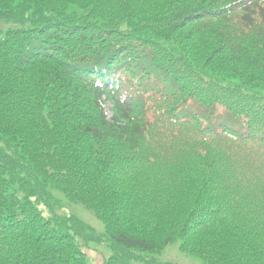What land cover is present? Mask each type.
I'll use <instances>...</instances> for the list:
<instances>
[{"label":"trees","instance_id":"trees-1","mask_svg":"<svg viewBox=\"0 0 264 264\" xmlns=\"http://www.w3.org/2000/svg\"><path fill=\"white\" fill-rule=\"evenodd\" d=\"M0 21L22 25L0 30V264H88L89 242L178 264L177 240L264 264V0H0Z\"/></svg>","mask_w":264,"mask_h":264},{"label":"rangeland","instance_id":"rangeland-1","mask_svg":"<svg viewBox=\"0 0 264 264\" xmlns=\"http://www.w3.org/2000/svg\"><path fill=\"white\" fill-rule=\"evenodd\" d=\"M21 24L12 22H1L0 30L6 31L9 28L21 27ZM107 114L110 117L112 115L109 108H107ZM54 195L61 200L63 204L64 211L68 214L75 215L83 220L85 223L93 227L97 232H103L104 226L99 218L96 217L95 213L82 204L71 203L66 197L58 190L53 191ZM81 241V239H79ZM180 240L170 243L166 249L157 255V258L164 261H173L178 264H203L202 261L194 256L188 255L180 250ZM88 257V264H103L106 257L110 255V250L104 244H99L96 242H89L84 248ZM140 264V263H135Z\"/></svg>","mask_w":264,"mask_h":264}]
</instances>
